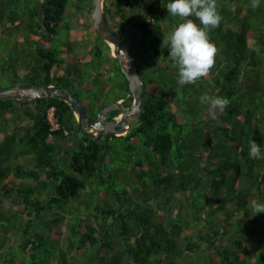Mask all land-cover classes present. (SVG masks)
<instances>
[{
  "label": "trees",
  "instance_id": "1",
  "mask_svg": "<svg viewBox=\"0 0 264 264\" xmlns=\"http://www.w3.org/2000/svg\"><path fill=\"white\" fill-rule=\"evenodd\" d=\"M167 2L104 0V17L143 82L141 114L124 136H86L70 107L56 98L38 99L35 108L0 99V206L6 200L14 209L0 208V226L6 222L23 236L31 264L46 238L69 244L55 264H264V213L251 222L252 203L264 202V159L249 156L250 140L264 144V0H216L222 19L209 31L214 63L184 86L176 83L161 43L162 23L173 30L182 22L168 15ZM69 7L74 15L86 11L91 21V0H37L26 18L0 10L7 36L13 30L30 35L28 51L12 49L30 74L16 78L17 84L40 80L41 86L75 90L77 97L81 89L92 117L120 99L130 106L118 60L96 32L84 52L79 40L55 37L60 26L69 28L66 18L62 22ZM37 40L43 45L34 48ZM9 56L5 80L16 73ZM203 94L229 100L213 124L200 103ZM49 107L58 124L52 138ZM117 115L108 112L107 119ZM73 138L77 147L58 153L60 141ZM112 139L123 140L121 150L109 145ZM110 156L120 159L122 170L107 171ZM94 190L99 203L92 207ZM66 216L64 231L58 226Z\"/></svg>",
  "mask_w": 264,
  "mask_h": 264
},
{
  "label": "clouds",
  "instance_id": "2",
  "mask_svg": "<svg viewBox=\"0 0 264 264\" xmlns=\"http://www.w3.org/2000/svg\"><path fill=\"white\" fill-rule=\"evenodd\" d=\"M165 8L168 15L182 21L161 41L176 68V83L180 86L195 83L209 72L214 63L216 48L209 40V31L216 28L222 19L216 0H168ZM189 17H195L198 22ZM199 100L207 106V115L213 120L229 104L227 97L219 95L203 94ZM118 116L119 112L111 119H118ZM262 149L264 144L258 146L255 141H249L251 158L264 159ZM251 208L253 216L264 213V202L254 201Z\"/></svg>",
  "mask_w": 264,
  "mask_h": 264
},
{
  "label": "water",
  "instance_id": "3",
  "mask_svg": "<svg viewBox=\"0 0 264 264\" xmlns=\"http://www.w3.org/2000/svg\"><path fill=\"white\" fill-rule=\"evenodd\" d=\"M104 0H91V23L96 34L110 48L111 55L118 60L119 68L128 84V97L132 98L129 107H121L119 102L103 106L97 116H90L83 103L68 88L64 86H12L0 87V99L35 102L41 98H56L65 102L76 117L79 129L90 138L101 135L124 136L133 122L137 121L142 108L143 82L137 74L134 59L130 56L128 48L123 44L120 36L112 31L104 17ZM118 111V119L105 121L108 112Z\"/></svg>",
  "mask_w": 264,
  "mask_h": 264
},
{
  "label": "rangeland",
  "instance_id": "4",
  "mask_svg": "<svg viewBox=\"0 0 264 264\" xmlns=\"http://www.w3.org/2000/svg\"><path fill=\"white\" fill-rule=\"evenodd\" d=\"M0 2H4L3 7L0 5V10L4 9V12H6V13H13L14 15L24 16V18H26L29 15V11H31L37 7V0H0ZM73 13H75V10L71 9L69 7L67 16H65L64 19H62V22H63V21H65V18H66V20L69 23V28L64 29L65 27L63 25L60 26L61 30H59L57 38L61 39V40H66L70 37L76 41L79 40L80 44L82 45L81 52H84V51H86L85 46L88 44V42H86V40L95 37V31L93 29L91 21H89L87 19V12L86 11L85 12L80 11L77 13V15L76 14L74 15ZM26 23H27V21L24 19V25H22V27L26 26ZM13 26H15V25H13ZM162 27L164 29L166 36L171 33L172 30H171L170 26H168L166 21L162 23ZM0 35H5V32L3 31L1 26H0ZM10 41L7 39H4L2 36H0V52L3 53V56L0 58V65L1 66H3V64H4L3 60L6 62H9V60H10L9 55H10L11 49L9 47L12 46V44H9ZM18 45H20V44H18ZM18 45H17V47L19 48ZM5 64H7V63H5ZM112 79L114 80V77ZM6 80L4 82H0V85L2 87L11 85V82L6 81ZM112 82H115V80ZM112 82L109 80L108 84L111 85ZM112 91L117 92L115 88ZM71 92H75V90L71 91ZM76 93L79 96V99L81 98L82 100L81 99L80 100L83 102V98H84L83 90L78 89V90H76ZM127 95H128V92H127ZM12 102L14 103V100H12ZM219 114H220V112L217 113V116ZM206 119L209 120L210 122H212V124H213V121H212L213 119H210L208 117L207 111H206ZM134 123L135 122H133L132 125H134ZM76 136L81 138L82 133L79 131V132H77ZM2 137L3 136L0 135V139ZM73 142H74V140L71 139V141L68 144H66L65 146L63 145L62 147H59L58 153H63L64 150H67V149L69 150L68 152H71L73 149L76 148V147H74L76 142H74V143ZM109 145L112 147H115L116 149L118 148V150H121V146H123V140L122 139H112L109 142ZM121 158H125V156H121ZM110 159H111L112 163H110L108 165V169H107L108 172L114 170L115 167H120L122 170L123 167L125 166L123 163L120 162V159H117L113 156H110ZM118 183H120V182H118ZM97 189L99 190L100 188H97ZM97 193H98V191L96 190L95 194L93 193L92 198L91 197L88 198V202H89V204L92 205V207H94L95 204L99 203L98 202L99 200L97 199ZM71 201L72 200H70V202ZM1 205L2 206H0V208H2L4 211L9 210L8 212H10V213H12L14 211V209L10 208L9 202L6 200H3ZM80 212L82 215L86 214L83 210V207L81 208ZM190 212H192V211H190ZM260 214H257V215H254L251 217L252 218L251 222L253 224L255 222L258 223V220H260V218H259ZM203 215H205V214H203ZM205 217H206V215H205ZM67 219L68 218L66 216V218L63 221H61L60 225L58 226L60 229H62L64 231H65V223L67 222ZM12 220H13V218H12ZM201 221H202L201 224H203V222H206L204 219H202ZM263 222H264V220H263ZM37 223L39 224L38 221H36V224ZM198 223H200V222H198ZM0 224H1V222H0ZM3 224H5L4 227L0 226V252H2V256H0L1 257L0 264H19L20 262H22L24 264H31L30 258L28 256L25 257V254H28V253H25L22 250L23 243H21V241H23V238H22L23 236L22 235L17 236V234H15L13 232V227L7 226L6 222H3ZM68 245H69L68 243L64 244L60 240L54 241V240H48L46 238L45 243L42 245L41 249L39 250L40 253L36 256V264H55L57 261H59L63 251H65L67 253ZM248 249H250L251 257H252V254L256 251V249L253 248V245H250V247ZM73 253H74V251L71 252V255ZM207 256L210 259V258L214 257V254H213V252L208 251ZM252 261H253V258H250L249 262L253 263ZM97 264H99V263H97ZM207 264H209V262H207Z\"/></svg>",
  "mask_w": 264,
  "mask_h": 264
},
{
  "label": "flooded vegetation",
  "instance_id": "5",
  "mask_svg": "<svg viewBox=\"0 0 264 264\" xmlns=\"http://www.w3.org/2000/svg\"><path fill=\"white\" fill-rule=\"evenodd\" d=\"M108 22V21H107ZM110 22V21H109ZM1 26V25H0ZM1 28L3 29V26H1ZM59 30H61V29H59ZM58 30V31H59ZM3 31H4V29H3ZM23 31V32H22ZM22 31H15V30H13V32L10 34V35H8L7 36V34L5 33V35H0V36H2V37H4V38H6V39H8L9 41H10V43L9 44H12V46L11 47H9L11 50V52H12V57H14L15 58V60L13 61V66H15L16 67V73H15V75H13V74H11L10 75V78L8 79V80H6V81H9V82H11V84H13V85H10V86H1L0 85V87H2V88H8V87H12V86H22V85H19V84H17V82H18V79L19 78H26V76L29 78L30 77V74L25 70V68H20L21 66H20V58L18 59V55H16L15 54V52H13L12 51V49L13 50H20L21 48H24V49H27V47H28V44L30 43V35L27 37V32H24V30H22ZM5 32V31H4ZM57 36L58 35H56L55 37L57 38ZM54 37V38H55ZM59 41L60 42H62L63 40H61V39H59ZM42 42H43V40H37L34 44H33V47L34 48H36V47H38V46H40L41 44H42ZM46 43V42H45ZM18 44H20V45H18ZM17 45L19 46V48L17 47ZM43 45V44H42ZM25 51H28V49L27 50H25ZM5 55V54H4ZM59 55H62L61 53L59 54ZM3 56V53L2 52H0V58ZM26 63H30V61H28V59H26V60H24ZM35 65H36V63H35ZM4 66H1L0 65V82H4L5 81V77L2 75V68H3ZM4 73V72H3ZM12 77H13V80H11L12 79ZM16 78H18V79H16ZM16 79V80H15ZM33 85H39V86H41L40 85V80H36V83L35 84H33ZM51 86L53 85V84H50ZM28 86H31V85H28ZM53 86H57V85H53ZM119 101V103H120V106L121 107H129V106H125L124 105V100L123 99H120V100H118ZM36 102V101H35ZM35 102H30V104H29V106H31L32 108H35L36 107V104H35ZM34 106V107H33ZM110 120V119H109ZM108 119H107V117L105 118V121H109Z\"/></svg>",
  "mask_w": 264,
  "mask_h": 264
},
{
  "label": "built area",
  "instance_id": "6",
  "mask_svg": "<svg viewBox=\"0 0 264 264\" xmlns=\"http://www.w3.org/2000/svg\"><path fill=\"white\" fill-rule=\"evenodd\" d=\"M46 120L49 124V137L52 138V132L58 129V124L55 119L54 107H49L46 111Z\"/></svg>",
  "mask_w": 264,
  "mask_h": 264
},
{
  "label": "crops",
  "instance_id": "7",
  "mask_svg": "<svg viewBox=\"0 0 264 264\" xmlns=\"http://www.w3.org/2000/svg\"><path fill=\"white\" fill-rule=\"evenodd\" d=\"M72 140H74V142H76L75 143V145H74V147H77V145H78V141H77V139L75 140V139H72ZM71 141V139L70 140H67V141H60V143L58 144V148L59 147H62L63 145L65 146L66 144H68L69 142ZM73 142V143H74ZM68 150V149H67ZM64 151H66V150H64Z\"/></svg>",
  "mask_w": 264,
  "mask_h": 264
}]
</instances>
